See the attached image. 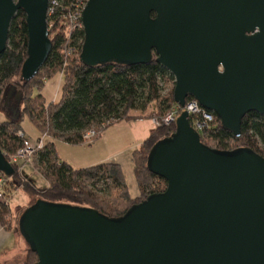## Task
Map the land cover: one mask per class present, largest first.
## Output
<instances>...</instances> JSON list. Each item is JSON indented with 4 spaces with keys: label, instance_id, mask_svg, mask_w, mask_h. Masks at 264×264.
<instances>
[{
    "label": "water",
    "instance_id": "water-1",
    "mask_svg": "<svg viewBox=\"0 0 264 264\" xmlns=\"http://www.w3.org/2000/svg\"><path fill=\"white\" fill-rule=\"evenodd\" d=\"M49 3L0 0V56L17 11L26 13L25 83L53 48ZM84 9L88 67L155 59L175 77L177 105L194 97L237 137L249 112L264 116V0H89ZM175 127L147 160L167 189L121 218L43 198L26 208L18 230L34 264H264V157L205 146L185 109ZM0 172L16 173L1 147Z\"/></svg>",
    "mask_w": 264,
    "mask_h": 264
},
{
    "label": "trees",
    "instance_id": "trees-1",
    "mask_svg": "<svg viewBox=\"0 0 264 264\" xmlns=\"http://www.w3.org/2000/svg\"><path fill=\"white\" fill-rule=\"evenodd\" d=\"M73 2L75 0H63V6ZM151 16L155 18L154 13ZM25 20L26 13L17 11L11 22L8 47L0 56V147L10 161L23 144L18 134L20 129L25 133L23 119L29 120L40 131L37 138L52 136L72 146L86 144L85 135L89 130L98 131L97 139L106 128L120 121L150 118L155 114L162 124L152 127L150 134L132 153L138 196L131 195L121 163L107 161L75 168L60 159L53 143H45L35 164L48 185L37 188L31 178L22 182L15 163H12L15 175L5 176L8 183L50 202L94 208L109 218H121L131 206L153 194L163 193L168 183L148 169L147 160L152 147L176 131L175 122L164 123L165 116L178 106L174 75L155 59L147 65L123 66L114 62L88 67L80 60L84 29L79 27L67 33V28L57 20L49 30L53 48L47 62L34 79L25 83L20 77L28 57L29 34ZM59 74L63 77L60 100L48 102L42 92L48 80ZM150 106L152 110L146 112ZM138 111L143 112L135 115ZM214 116L215 120L201 133L205 146L225 152L248 148L264 157L263 115L249 112L242 120L239 137L223 127L217 114ZM10 187L8 184L5 188L7 198ZM10 213L8 204L0 205L1 224H8ZM37 260L38 255L28 250L25 263L34 264Z\"/></svg>",
    "mask_w": 264,
    "mask_h": 264
},
{
    "label": "rangeland",
    "instance_id": "rangeland-1",
    "mask_svg": "<svg viewBox=\"0 0 264 264\" xmlns=\"http://www.w3.org/2000/svg\"><path fill=\"white\" fill-rule=\"evenodd\" d=\"M54 28H56V26ZM17 78L19 79V77ZM62 81H63L62 74L56 75L53 78L48 80L42 92L48 102L60 100V96L62 93V88H61ZM151 110H152V107L150 106L146 112H149ZM142 112L143 111H138V112H135L134 114L138 115ZM148 119H150L151 121ZM160 121L162 120H160V118L157 117V115L153 114L150 118L143 119V121L139 119V120H133L131 122L129 121L128 123L125 121H120L121 123L117 122V124L106 128L107 131H104V133L107 132V134H105V136H104V133L102 134V136H104V139H102V136L101 138L99 137L95 139L97 137L96 136L94 139L92 138L91 142H93L94 140L95 141L93 144H90V145L86 143L84 145H73L72 146L63 140L54 138L52 136L48 137L47 135H44L42 137L45 138V143L55 144L56 150H57V153L60 159L65 162L67 161L70 165H72L75 168H82V167L84 168V165L86 164L85 162H89L90 160L92 161L96 160L97 156L96 158L94 156L96 152H107V151H119L120 152L121 151L122 157L120 158L119 156V158L117 157L118 159H115V160L122 163L124 167V171L127 177V185L130 188L131 195L138 196L139 186L136 182V177L134 173V162H132V153L134 152L135 149H137L140 146V143L144 141L145 137H147L148 135L147 127L150 126L151 123H152V126L155 127L157 122H160ZM21 123L25 130L24 134L26 135V138L30 137L31 139H34V140L41 138V137L37 138L39 137L41 133L38 129H36L32 125L31 122H29V120L23 119ZM100 140L103 143L101 146L97 147ZM99 148L101 149L99 150ZM37 154L36 155L31 154L33 156V157L31 156V160L33 159L32 162H33L34 168L31 166L26 167L25 164L27 160H24L23 162L19 161L18 163H16V165L19 167L20 172H22L24 169L32 168V173L37 175V178L33 177L36 182V186L37 188H42V186L48 185V181L45 179V177L42 176V174L39 173L38 168L35 166ZM15 157L16 156H14L13 158ZM102 161H106V160H102ZM24 179L25 178L23 177L21 178L22 182L25 181ZM27 179L28 178H26V180ZM8 181L9 180L6 179L4 190L8 184L9 186H11L8 191V194L10 197L7 198L11 213L7 217L8 219L6 218L8 221V224L4 225L0 223V226L5 231H8V232L15 230L16 237L18 236L22 239V241H24V243L22 244L23 248L21 250L23 251L24 249H27L26 247L28 245L25 243L23 236L19 233L18 220L26 208L30 207L31 204H33L36 201V199H41V198L28 194L29 196V199H28L27 197L24 196L22 192H19L17 189L14 188L13 185L8 183ZM20 188L24 191L25 194H27L21 186ZM5 192L7 196V190ZM15 242H16L15 239L14 240L12 239L11 242H9L8 244L10 245V247H13V246L15 247ZM27 252L25 250V252L22 254L20 264H26L25 260L27 259Z\"/></svg>",
    "mask_w": 264,
    "mask_h": 264
},
{
    "label": "built area",
    "instance_id": "built-area-1",
    "mask_svg": "<svg viewBox=\"0 0 264 264\" xmlns=\"http://www.w3.org/2000/svg\"><path fill=\"white\" fill-rule=\"evenodd\" d=\"M89 0H75V2L71 3L67 7H64L63 0H50L47 14V22L49 30L54 26V23L58 20L60 21L67 33L71 32L75 28H83L84 23L82 20V15L84 12V8L88 4ZM186 106L183 108L187 111L190 116V122L193 127L201 134L206 130L208 125L215 120L214 114L204 109L202 105L195 99L187 100ZM183 109L178 105L175 109L172 110L167 116H165L164 123L172 124L175 122L178 115L183 111ZM162 122H157L156 126H161ZM19 136L23 139L22 146L18 149L16 157L12 159L11 163H18L19 161H26V167H33V159L31 160V156L33 154L39 153L45 146V138L41 137L40 139H31L30 137L26 138V135L22 130L18 132ZM98 135V131L89 130L85 135V140L87 143L92 141ZM32 154V155H31ZM33 157V156H32ZM34 168V167H33ZM5 174L0 172V205L8 204V199L5 194L4 186L6 183Z\"/></svg>",
    "mask_w": 264,
    "mask_h": 264
},
{
    "label": "crops",
    "instance_id": "crops-1",
    "mask_svg": "<svg viewBox=\"0 0 264 264\" xmlns=\"http://www.w3.org/2000/svg\"><path fill=\"white\" fill-rule=\"evenodd\" d=\"M139 119H141V121H143V119H147L145 117H140ZM139 119H135V120H139ZM150 120V119H148ZM131 122L133 120H128V121H125V122ZM151 121V120H150ZM121 123V122H120ZM122 125V124H121ZM152 123L150 124V126H148L147 128V134L149 135L150 134V131L152 129ZM120 129V128H119ZM107 131V130H106ZM117 132V131H116ZM105 134H107V132L104 133V136ZM145 134V132H144ZM147 135V136H148ZM104 136H102V139H104ZM101 138V137H100ZM146 138V137H145ZM101 139V140H102ZM99 142L98 146H101L103 142ZM118 140V139H117ZM97 145V144H96ZM141 145V143H140ZM140 147V146H139ZM138 147V148H139ZM101 148H99L100 150ZM98 150V151H99ZM96 160H90L89 162H85L86 164L84 165V168L85 167H89V166H93V165H96V163H101V162H114V163H118L119 161H116L115 159H118L119 156L120 158L122 157V153L121 151H107V152H96V154L94 155ZM115 157V158H114ZM118 157V158H117ZM93 158V157H91ZM90 159V158H89ZM68 160V159H67ZM102 160H106V161H102ZM120 160V159H119ZM101 161V162H100ZM89 163V164H87ZM120 163V162H119ZM122 164V163H121ZM83 168V167H82ZM21 176L23 178H28L31 180H33V182H35L34 178H37V175L33 174L32 173V168H27V169H24L22 172H20ZM39 180V179H38ZM36 183V182H35ZM19 192H22L24 194L25 197H27L29 199V196L28 194H25L24 191L21 189V188H18L17 189ZM18 237V236H17ZM16 237V232L15 230H12L10 232L8 231H5L1 226H0V264H20V260L22 258V254L25 252L28 251V246L26 247L27 249H24L23 251L22 250V244L24 243V241H22V239L20 237L17 238ZM14 240L15 239V247H10V245L8 244L9 242H11V240Z\"/></svg>",
    "mask_w": 264,
    "mask_h": 264
},
{
    "label": "bare ground",
    "instance_id": "bare-ground-1",
    "mask_svg": "<svg viewBox=\"0 0 264 264\" xmlns=\"http://www.w3.org/2000/svg\"><path fill=\"white\" fill-rule=\"evenodd\" d=\"M12 95H13V93H12ZM14 97V96H13Z\"/></svg>",
    "mask_w": 264,
    "mask_h": 264
},
{
    "label": "flooded vegetation",
    "instance_id": "flooded-vegetation-1",
    "mask_svg": "<svg viewBox=\"0 0 264 264\" xmlns=\"http://www.w3.org/2000/svg\"><path fill=\"white\" fill-rule=\"evenodd\" d=\"M213 113V112H212Z\"/></svg>",
    "mask_w": 264,
    "mask_h": 264
}]
</instances>
